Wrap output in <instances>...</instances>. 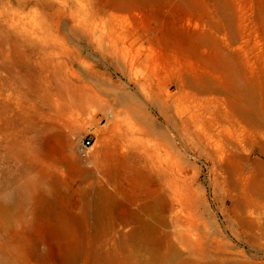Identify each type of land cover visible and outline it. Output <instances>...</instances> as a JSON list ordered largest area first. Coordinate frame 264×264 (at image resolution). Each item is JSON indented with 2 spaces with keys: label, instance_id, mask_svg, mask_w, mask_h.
<instances>
[{
  "label": "rangeland",
  "instance_id": "obj_1",
  "mask_svg": "<svg viewBox=\"0 0 264 264\" xmlns=\"http://www.w3.org/2000/svg\"><path fill=\"white\" fill-rule=\"evenodd\" d=\"M0 264H264V0H0Z\"/></svg>",
  "mask_w": 264,
  "mask_h": 264
},
{
  "label": "built area",
  "instance_id": "obj_2",
  "mask_svg": "<svg viewBox=\"0 0 264 264\" xmlns=\"http://www.w3.org/2000/svg\"><path fill=\"white\" fill-rule=\"evenodd\" d=\"M90 145H91L90 142L83 143V144L81 145V148H80L79 152H80L81 154H83V156H84V155H85V150H86Z\"/></svg>",
  "mask_w": 264,
  "mask_h": 264
}]
</instances>
